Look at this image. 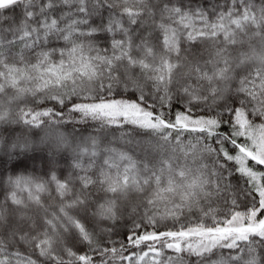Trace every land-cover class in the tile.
<instances>
[{
  "label": "snow or ice",
  "instance_id": "snow-or-ice-1",
  "mask_svg": "<svg viewBox=\"0 0 264 264\" xmlns=\"http://www.w3.org/2000/svg\"><path fill=\"white\" fill-rule=\"evenodd\" d=\"M0 264H264V0H0Z\"/></svg>",
  "mask_w": 264,
  "mask_h": 264
},
{
  "label": "trees",
  "instance_id": "trees-1",
  "mask_svg": "<svg viewBox=\"0 0 264 264\" xmlns=\"http://www.w3.org/2000/svg\"><path fill=\"white\" fill-rule=\"evenodd\" d=\"M125 223L130 224V222H122L121 224L117 225L116 228V235L113 237L114 239L117 240H123L128 232V229L125 227ZM161 230H164L161 228Z\"/></svg>",
  "mask_w": 264,
  "mask_h": 264
}]
</instances>
